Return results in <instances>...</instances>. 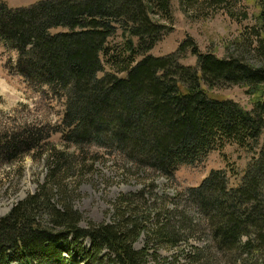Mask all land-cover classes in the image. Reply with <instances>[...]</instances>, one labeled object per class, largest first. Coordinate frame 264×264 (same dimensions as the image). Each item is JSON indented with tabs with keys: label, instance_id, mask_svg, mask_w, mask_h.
<instances>
[{
	"label": "trees",
	"instance_id": "obj_1",
	"mask_svg": "<svg viewBox=\"0 0 264 264\" xmlns=\"http://www.w3.org/2000/svg\"><path fill=\"white\" fill-rule=\"evenodd\" d=\"M244 1L256 7V24L239 49L259 66L245 54L203 52L190 36L175 52L153 55L173 30L172 0H41L19 8L0 0V42L17 54L14 74L48 87L64 106L58 125L0 131V167L33 156L47 168L36 191L0 216V264H167L161 249L198 237L208 242L189 244L191 256L203 263L264 264V0H184L233 19ZM118 35L122 42L113 45ZM188 53L196 65L182 62ZM232 86L247 88L252 109L212 94ZM262 138L238 184L226 167L174 198L156 192L157 177L173 181L180 166L227 143L254 152ZM106 154L153 177L116 200L112 222L83 227L74 200ZM142 235L145 246L137 249Z\"/></svg>",
	"mask_w": 264,
	"mask_h": 264
},
{
	"label": "rangeland",
	"instance_id": "obj_2",
	"mask_svg": "<svg viewBox=\"0 0 264 264\" xmlns=\"http://www.w3.org/2000/svg\"><path fill=\"white\" fill-rule=\"evenodd\" d=\"M41 0H6L12 8L28 7ZM174 21L173 30L153 50L155 56H163L175 52L187 36L194 38L203 52H214L223 58L235 53L245 54L248 61L261 65L252 52L239 49L238 41L243 33L256 24V7L250 1H244L237 6L236 13L240 19H233L223 10L200 8L201 5H187L184 0H172ZM243 13L247 18H243ZM120 35L113 45L121 43ZM17 54L8 50L0 42V131L6 126L31 124L58 125L61 122L64 106L50 92L48 87L29 85L21 76L14 74ZM187 65H196V56L192 53L182 59ZM109 70V66H106ZM99 75H102L100 73ZM218 98H228L252 109V96L243 86H232L212 92ZM52 140L63 148L60 134H54ZM263 138L254 152L245 150L234 143H227L222 150L210 152L206 159L194 165L184 164L176 172V179L168 180L164 176L156 178V192L160 195L169 194L172 198L189 187H196L212 170L233 167L237 176L231 178L233 184H238L249 163L257 155ZM257 151V152H256ZM37 154V153H36ZM89 169V163L87 164ZM47 168L44 158L26 156L15 165L0 167V216H5L28 194L36 191L38 183L46 176ZM153 174L149 169L138 170L132 163L112 155H105L95 163L93 171L86 172L79 186L74 206L83 215L81 225L87 227L90 221L96 223L112 222L114 203L123 194L137 192L147 186ZM146 236L142 235L135 247L145 246ZM208 240L193 238L191 245L204 247ZM88 244V243H87ZM187 243L170 250L161 249L160 254L168 257L167 264H234L226 258H217L212 263H203L192 257L195 248Z\"/></svg>",
	"mask_w": 264,
	"mask_h": 264
}]
</instances>
